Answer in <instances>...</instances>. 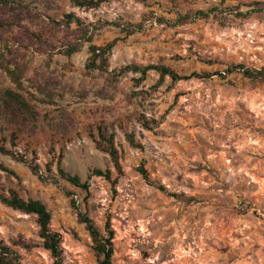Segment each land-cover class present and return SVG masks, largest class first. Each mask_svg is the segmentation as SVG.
<instances>
[{"label": "rangeland", "instance_id": "1", "mask_svg": "<svg viewBox=\"0 0 264 264\" xmlns=\"http://www.w3.org/2000/svg\"><path fill=\"white\" fill-rule=\"evenodd\" d=\"M5 1L0 90L15 88L3 67L18 64L37 115L22 123L0 112V140L37 163L45 179L0 153V191L13 188L46 206L63 264H99L78 211L102 233L107 224L113 231L109 264H264V77L242 72L264 68V0H101L92 8ZM69 12L84 21L92 43L118 38L105 70L85 67L89 42L77 40L82 32L73 22H62ZM181 14L192 17L179 22ZM71 42L77 50L66 55ZM129 63L211 75L157 84L152 69L143 79L121 73ZM150 118L157 124L146 129L141 122ZM97 127L113 135L120 172L97 147ZM125 132L140 145H130ZM58 156L87 189L57 176ZM93 168H110V180ZM0 239L22 264H53L35 215L1 201Z\"/></svg>", "mask_w": 264, "mask_h": 264}, {"label": "trees", "instance_id": "2", "mask_svg": "<svg viewBox=\"0 0 264 264\" xmlns=\"http://www.w3.org/2000/svg\"><path fill=\"white\" fill-rule=\"evenodd\" d=\"M7 3L5 0H0V3ZM101 0H70V3L73 6L79 8H92L98 6ZM194 15H207L206 12L198 10ZM192 17L188 14L179 15V22H186ZM65 26H69L72 22L76 27L81 30L82 34L78 35L77 40L84 39L88 41V52L89 56L87 57L85 67L87 69H99L105 70L108 66V56L112 50V47L115 45L118 38H113L102 45H97L91 42L92 35H87L88 27L84 26V21L76 16L74 13L69 12L63 15V21ZM4 22L0 21V28L4 26ZM140 27V26H138ZM83 30V31H82ZM128 34H131L135 31V28H130L126 26ZM77 50L76 42H71L65 46L63 53L70 55L71 53ZM15 68H9L8 66L3 67L6 74L10 80L14 83L15 88H4L0 90V112L3 113L8 120L12 122H27L30 119H34L37 115L35 110L27 101V96L22 92L24 87L21 83L22 70L18 64H14ZM242 67V66H235ZM155 70L159 75L160 83L166 76H168L172 81L185 79L190 76H196L199 78H207L211 74L209 72H192L188 75L179 74L173 68L164 65V64H148V65H138L135 63H129L120 69V72L125 71L140 72L143 79L148 70ZM244 75L252 78L264 77V68L255 69V68H242ZM230 71V70H228ZM141 124L146 129H152L153 126L157 124V121L153 118L149 120H143ZM19 126V124H18ZM17 130L20 128L16 127ZM15 128V129H16ZM99 130V140H95L96 145L99 149L108 153L110 161L112 162L114 168L120 172L119 164V155L118 150L113 144V135L110 133L108 136L103 135L102 131ZM17 130H13L10 136V142L12 145L15 144V139L17 138ZM125 138L127 142L132 146H139L140 144L134 139L133 135L125 132ZM0 153L7 154L12 158L25 162L30 167L31 171L38 175L40 179H45L44 175L41 173L40 166L37 163H34L31 159H28L24 154L17 152L11 148L5 146V144L0 140ZM48 169H50V164L47 163ZM56 174L59 178L66 180L70 184L87 189L88 184L86 181H83L77 174L70 173L66 171L61 165V156H58L55 160ZM8 173L13 174V171L8 168H3ZM138 170L142 177L149 183H153L149 177L146 168L143 165L138 167ZM91 174L102 176L107 180H110L111 170L110 168H93ZM161 190L165 188L160 185L158 186ZM68 193V192H67ZM176 196L177 194H172ZM0 201L5 205L11 207L12 209L18 210L23 213H30L35 215L36 223L39 227V236L42 238V247L49 251L51 257L53 258V264H63L61 253L63 248L60 245L61 236L57 231H53L50 228V219L51 214L47 210L46 206L38 199L32 198H23L20 194L13 188H9L6 192L0 191ZM78 220L83 222L89 232L91 240L93 242L94 249L99 257V264H109L111 255H112V242L111 238L113 237V231L109 228V225H106L105 232L102 233L100 228L96 226L94 221L86 214L81 211H78ZM0 264H22L20 255L18 252L6 244L2 239H0Z\"/></svg>", "mask_w": 264, "mask_h": 264}]
</instances>
